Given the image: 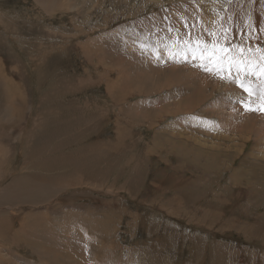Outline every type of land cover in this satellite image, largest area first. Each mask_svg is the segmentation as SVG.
Wrapping results in <instances>:
<instances>
[{
  "label": "rangeland",
  "instance_id": "374dc122",
  "mask_svg": "<svg viewBox=\"0 0 264 264\" xmlns=\"http://www.w3.org/2000/svg\"><path fill=\"white\" fill-rule=\"evenodd\" d=\"M0 264H264V0H0Z\"/></svg>",
  "mask_w": 264,
  "mask_h": 264
},
{
  "label": "bare ground",
  "instance_id": "6f19581e",
  "mask_svg": "<svg viewBox=\"0 0 264 264\" xmlns=\"http://www.w3.org/2000/svg\"><path fill=\"white\" fill-rule=\"evenodd\" d=\"M134 51V50H133ZM128 54V53H127ZM134 73V72H133ZM140 73V72H139ZM127 74V73H126ZM136 74H137V72H136ZM125 87V86H124ZM124 89V88H123ZM121 93H123V92H121ZM118 101V100H117ZM22 134V133H21ZM16 135V134H15ZM3 154V153H2ZM4 154H5V152H4ZM3 154V155H4ZM51 173V172H50ZM62 177V176H61ZM64 177V176H63ZM181 207V206H180Z\"/></svg>",
  "mask_w": 264,
  "mask_h": 264
}]
</instances>
